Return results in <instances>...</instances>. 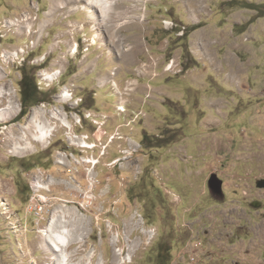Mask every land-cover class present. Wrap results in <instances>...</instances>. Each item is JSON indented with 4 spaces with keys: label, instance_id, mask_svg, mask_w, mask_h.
<instances>
[{
    "label": "rangeland",
    "instance_id": "rangeland-1",
    "mask_svg": "<svg viewBox=\"0 0 264 264\" xmlns=\"http://www.w3.org/2000/svg\"><path fill=\"white\" fill-rule=\"evenodd\" d=\"M194 1L107 0L104 12L93 0H0V19L19 25L4 26L0 54L28 45L24 28L36 23L45 41L29 60L46 55L44 69L65 70L45 103L21 120V72L0 61V96L14 92L0 97V264H58L51 231L69 240L68 264H248L242 247L264 263V189L256 185L264 178V4L260 13L249 8L264 0H245L248 8L240 0ZM190 17L206 25L199 30ZM124 31L146 32L135 62L125 58L136 48ZM171 61L175 74L164 70ZM31 67L25 70L37 74ZM112 71L121 89L135 81L134 92L126 86L125 115L107 85ZM163 73L171 76L165 94L154 89ZM66 85L75 86L80 107L60 99ZM54 110L96 147L73 146ZM35 111L57 129L47 146L27 149L38 135ZM75 112L93 113L103 128L88 120L78 126ZM165 131L175 142L145 145V136L155 141ZM125 151L132 155L115 164ZM212 174L223 181V199L208 187ZM145 231L157 234L151 240Z\"/></svg>",
    "mask_w": 264,
    "mask_h": 264
},
{
    "label": "built area",
    "instance_id": "built-area-1",
    "mask_svg": "<svg viewBox=\"0 0 264 264\" xmlns=\"http://www.w3.org/2000/svg\"><path fill=\"white\" fill-rule=\"evenodd\" d=\"M33 7H34V9H36L37 13H40V6H37V4L33 3ZM10 25L11 24H9V19H7V20L0 19V39L7 38V35L4 34V26H10ZM164 26L166 28L169 26L176 27V25H174L173 23H168L167 21H164ZM28 28L37 32V37H40V31H42V30L36 31V30H34L35 27H31V26H28ZM43 40L45 41V39H43ZM40 45L41 44H34V39H31V40H29V44L24 46V47H19L15 50L14 49L3 50L0 54V61L2 63L1 64L2 66H5V67L13 66V68L17 69L18 70L17 72H19V73H20L19 69L25 65H28V63L33 65V66L39 67L40 69H39L38 73L36 74L37 75V81H38V87L41 91H44V90L47 91L48 89H50V87L53 84H55L56 82H60L61 78L64 76L65 73L55 74V68L50 69V70L44 69V66L47 62V60H44V55L42 57H40V59L38 61H35L33 59H31L33 61L29 60L30 56L38 50ZM77 46L78 45H75L73 52H76ZM164 70H165V72L174 73V74L177 72L176 70H171L170 64H168V63L166 64ZM19 76L21 79L20 74H19ZM115 77H116V73L113 71L112 72V78L109 79L108 82H111L113 84V91L114 92H119V98L121 99V102L119 103V107H117L118 113H120L121 115H125L127 113V104L125 102H126V98L130 97V94H126L127 83H126V86L123 89H121V87L116 83ZM59 97L62 100L72 102L74 108L80 107L81 103L83 102L82 99L77 98V96L75 95V86L71 89V93H63V87H62L60 90ZM138 119H142V115L140 117H138ZM138 119H132V121L129 122V125L135 124L136 120H138ZM73 120H74V123H76L80 127L82 126L83 121H86V120L92 121L95 125L99 126V128H103L102 126L104 125L103 123H100L98 121L99 118L96 117L93 113H87V114H84L82 116V115H79L78 113L75 112ZM69 132L70 133H69L67 138L70 137L71 140L76 142V144H73V146H76L81 150H92L96 147V145H94L90 142L89 136L78 135V134L74 133L73 126H72V130H70ZM114 138H115L114 136H111L110 142H112L114 140ZM70 144L72 145L71 142H70ZM80 144L85 145V146H89V148L88 147H82V146H80ZM123 154H124V158L118 159L115 164H117V163L119 164L122 161H125L130 155H132V152L131 151H125ZM61 155H64L65 157H67L66 154H61ZM72 156H74V155H72ZM98 163H99V161H97V164ZM97 164L93 163V167H95ZM38 182L41 183L40 180H38ZM34 199H35V196L33 197L32 201ZM149 233H150L149 235H151V237H152L151 240L157 234V232H149ZM121 255H123V253H121ZM126 262H131V259L124 261L123 264H125Z\"/></svg>",
    "mask_w": 264,
    "mask_h": 264
},
{
    "label": "bare ground",
    "instance_id": "bare-ground-1",
    "mask_svg": "<svg viewBox=\"0 0 264 264\" xmlns=\"http://www.w3.org/2000/svg\"><path fill=\"white\" fill-rule=\"evenodd\" d=\"M93 1H96L97 4L96 6L98 5L99 7L102 5V8L104 10V12H106L109 8V3H107V0H93ZM24 20V19H23ZM33 20V19H32ZM29 21V20H28ZM31 21V20H30ZM24 22V21H23ZM36 22V21H35ZM9 24H11L12 26H8L10 28L12 27H17L18 31H19V25L18 23H15L14 21L13 22H10L9 21ZM24 24V23H23ZM27 24V23H26ZM35 24L34 23V26L31 25V24H27V26L24 28V34L27 35V37H30L32 36V39H34V44H43V39H45V31H40V37H37V32L31 30L30 28H28V26H31V27H35ZM37 25V24H36ZM22 29V28H21ZM23 30V29H22ZM77 30V29H76ZM95 33V32H94ZM82 36V35H81ZM91 37V35H90ZM98 37V36H97ZM82 38V37H81ZM84 38H85V34H84ZM91 38L93 39H90L92 44L91 45H96L97 41L96 39L92 36ZM86 41V40H85ZM89 41V40H88ZM87 41V42H88ZM90 42V43H91ZM89 44V43H88ZM69 45V44H68ZM98 45V44H97ZM80 46V45H79ZM90 46V45H88ZM84 47V46H83ZM87 47V46H86ZM69 50V49H68ZM78 51V46L76 47V52ZM69 52V51H68ZM72 52V51H71ZM87 52V51H86ZM70 53V52H69ZM84 53V52H83ZM76 54V53H75ZM85 54V53H84ZM87 54V53H86ZM79 55V54H78ZM82 55V54H81ZM48 57L46 55H44V60H47ZM168 64H170V68L171 70H174V65L175 63L174 62H169ZM64 69V68H63ZM176 69V68H175ZM64 71V72H63ZM113 72V71H112ZM112 72L110 74V78H112ZM65 73V70H62L60 68L58 69H55V74H63ZM107 80V79H106ZM139 80V79H138ZM109 81V80H108ZM134 80H131L129 82H127V85L129 87L132 88V91L134 92V89H137V88H134ZM107 83V82H105ZM136 84V83H135ZM107 85H111L112 86V90H113V84L111 82H108ZM103 86V85H102ZM138 86V85H137ZM72 87V86H71ZM71 89L70 86L66 85V86H63V93H71ZM117 97H119V92H115ZM11 94H14L13 91H9V92H2L1 93V96L0 97H4L5 95L7 96H11ZM4 95V96H3ZM117 107H119V105H117ZM9 109H13V112L11 113H15L18 112V110L20 109L19 105L17 104L16 101H13L11 100L10 101V104H9ZM45 113V111L43 112H33V115L31 117V123L34 124L35 128H36V132H37V136H34L33 137V141H29V143H27V149H31L30 148V145L33 146V142H37V143H41V144H47L49 143V140H52V138L54 137V133L56 132V127L52 126V124H50L48 121L45 120L43 114ZM52 118L57 120V121H60L63 126L69 130H71L70 128H72L70 126V123L69 121L67 120V117L64 113L61 112H57L56 110L52 111ZM142 115V111L141 112H138L135 116H134V119H138V117H140ZM143 116V115H142ZM52 119V120H53ZM24 129H29L30 127H23ZM73 143L76 144L75 141H73ZM78 144V143H77ZM45 146V147H46ZM80 146L82 147H88L89 146H85V145H81ZM24 148H20V147H17L16 148V151H20V150H23ZM66 157L64 155H60V163L61 165L65 164V159ZM92 164L93 163H96L97 164V161L95 162H91ZM97 166V165H96ZM95 166V167H96ZM95 167H93V169H95ZM54 182V180H53ZM36 188L37 190L38 189H44V185H42L40 182H38V180L36 181ZM43 194V193H42ZM6 205V204H5ZM3 207V206H2ZM149 232L151 231H145L144 233H147L148 235L150 234ZM151 237V235H150ZM62 233L58 231L57 232H54V231H51V235L49 236V246L52 247V250L54 253H56V259H58V264H68V255H66V251L67 249L70 248V244H69V240H68V243H65V242H62ZM33 263H35V261H32ZM99 264H103V261H101Z\"/></svg>",
    "mask_w": 264,
    "mask_h": 264
},
{
    "label": "trees",
    "instance_id": "trees-1",
    "mask_svg": "<svg viewBox=\"0 0 264 264\" xmlns=\"http://www.w3.org/2000/svg\"><path fill=\"white\" fill-rule=\"evenodd\" d=\"M246 4V7L248 8V3L243 2ZM253 5H249L251 9L256 10L257 12L260 13V8L263 7V5H257L255 3H252ZM26 66H23L22 68L19 69L21 72V79L19 82V93L21 95V106L22 110L19 115V118L22 120L24 117L28 116L31 109L41 103H45V97L48 98V93L50 91H41L38 87V81H37V75L36 72L34 74H31V72H27ZM33 69L38 68L36 66L31 67ZM89 99V98H88ZM174 136L175 133H167L165 131L164 135L162 136V139H156L153 141L150 139V137L145 136L144 137V143L146 146H149V148H163L167 145L172 144L174 141ZM165 258V257H164ZM168 261V259H164ZM161 263V264H164Z\"/></svg>",
    "mask_w": 264,
    "mask_h": 264
},
{
    "label": "crops",
    "instance_id": "crops-1",
    "mask_svg": "<svg viewBox=\"0 0 264 264\" xmlns=\"http://www.w3.org/2000/svg\"><path fill=\"white\" fill-rule=\"evenodd\" d=\"M186 2V4H195L194 2V0H184V3ZM202 2L205 4L206 2H207V0H202ZM235 1H232V3H234ZM240 2H245V3H248V2H246L245 0H243V1H241L240 0ZM256 4V3H255ZM260 4H264V1L262 2V3H260ZM151 12V11H150ZM192 20V22L191 23H193V24H195V25H193V26H195V27H199V30H200V28L201 29H203L204 28V26L203 25H206L205 24V22H202V21H200L199 23H195V21H194V19L192 18V17H190ZM197 18V17H196ZM202 20V19H201ZM197 22V21H196ZM200 24V25H199ZM135 28H137V27H134V29ZM198 30V31H199ZM125 33V36H127V38L129 39V41L135 46V48L136 49H134V50H136V51H134L133 50V53L132 54H130L129 56H127V57H125L126 59H132V61L133 62H135L136 60H137V58H138V56L139 55H141L142 53H143V46H142V43L143 42H145L146 41V32L145 31H124ZM194 32H196V31H194ZM109 34H110V38H112V36H113V31H109ZM111 40V39H110ZM166 40V38H164L163 39V41H160L159 43V45L158 46H152V51H153V49L154 50H157V49H159L160 47H161V45L163 44V42ZM112 41V40H111ZM195 47H198V48H200V46H196L195 45ZM191 50H192V48H191ZM191 53V52H190ZM192 54V53H191ZM196 60V59H195ZM193 61H194V59H193ZM195 62V61H194ZM198 62V61H197ZM196 64V63H195ZM194 64V65H195ZM120 67L121 68H123V66H121L120 65ZM186 69H188V71H195L196 70V68H194V66L193 67H190V68H186ZM164 74V73H163ZM166 77L167 78H170L171 76H169V75H167V74H164L163 75V77L161 78V79H159V80H157V82H159L160 83V85L159 86H157V87H155L154 86V89L157 91V92H159V93H161V94H165V93H167L166 92V90H168L167 89V86L166 85H164L163 83L166 81ZM166 83V82H165ZM171 104H172V102H171ZM237 208H239L238 206H237ZM241 250H243V252H241L240 254H239V256L241 257V259H244L248 264H264V263H261V261H259V259H257V258H254V256L252 255V253H251V251H249L248 249H247V247H245V248H241Z\"/></svg>",
    "mask_w": 264,
    "mask_h": 264
},
{
    "label": "water",
    "instance_id": "water-1",
    "mask_svg": "<svg viewBox=\"0 0 264 264\" xmlns=\"http://www.w3.org/2000/svg\"><path fill=\"white\" fill-rule=\"evenodd\" d=\"M208 187L213 193L217 195L222 194L223 196H225L223 193V181L219 179L216 174H212V176L210 177L208 181ZM257 187L259 189H264V180L259 181ZM256 207H260V205L257 204Z\"/></svg>",
    "mask_w": 264,
    "mask_h": 264
},
{
    "label": "flooded vegetation",
    "instance_id": "flooded-vegetation-1",
    "mask_svg": "<svg viewBox=\"0 0 264 264\" xmlns=\"http://www.w3.org/2000/svg\"><path fill=\"white\" fill-rule=\"evenodd\" d=\"M261 180H264V178H262V179H257V181H256V185H257L258 182L261 181ZM257 188H258V187H257ZM258 189H259V188H258ZM260 190H263V189H260ZM219 197H220L221 199L224 198V196H223L222 194H220ZM257 204H258V203H254V205H257Z\"/></svg>",
    "mask_w": 264,
    "mask_h": 264
}]
</instances>
